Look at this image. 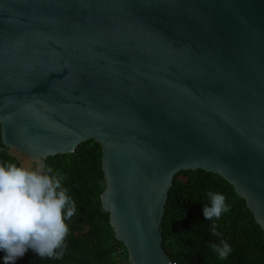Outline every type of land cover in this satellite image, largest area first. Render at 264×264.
Returning <instances> with one entry per match:
<instances>
[{
	"label": "water",
	"instance_id": "obj_1",
	"mask_svg": "<svg viewBox=\"0 0 264 264\" xmlns=\"http://www.w3.org/2000/svg\"><path fill=\"white\" fill-rule=\"evenodd\" d=\"M0 128L35 162L101 147L129 264H171L182 172L223 178L264 232V0H0Z\"/></svg>",
	"mask_w": 264,
	"mask_h": 264
},
{
	"label": "trees",
	"instance_id": "obj_2",
	"mask_svg": "<svg viewBox=\"0 0 264 264\" xmlns=\"http://www.w3.org/2000/svg\"><path fill=\"white\" fill-rule=\"evenodd\" d=\"M20 162L1 139L0 164ZM61 177L77 206V214L66 221L68 235L62 259L38 257L29 249L15 264H129L126 248L114 236L109 214L101 211L106 189L102 150L94 141L81 144L75 152L44 160ZM208 192L222 193L230 211L216 221L202 215L209 203ZM216 225L220 236L212 235ZM162 249L172 264H264V232L245 200L223 178L204 171L182 172L174 179L160 223ZM226 240L233 251L220 261L211 244ZM5 253L0 251V257ZM2 264V261H0Z\"/></svg>",
	"mask_w": 264,
	"mask_h": 264
},
{
	"label": "clouds",
	"instance_id": "obj_3",
	"mask_svg": "<svg viewBox=\"0 0 264 264\" xmlns=\"http://www.w3.org/2000/svg\"><path fill=\"white\" fill-rule=\"evenodd\" d=\"M206 195L209 203L202 207L206 220L218 221L230 211L224 194ZM104 202L108 203L107 197ZM111 207L114 210V204ZM76 214L75 200L62 186V177L43 160L32 170L15 163L0 164V251L5 253L0 257L2 264H15L29 249L41 258L62 259L69 231L66 221ZM211 231L220 236L215 224ZM211 248L220 261L227 260L233 251L224 239L219 244L212 243Z\"/></svg>",
	"mask_w": 264,
	"mask_h": 264
},
{
	"label": "rangeland",
	"instance_id": "obj_4",
	"mask_svg": "<svg viewBox=\"0 0 264 264\" xmlns=\"http://www.w3.org/2000/svg\"><path fill=\"white\" fill-rule=\"evenodd\" d=\"M11 154L17 158V160L20 162L21 167L27 168V169H35L39 162H35L31 160L28 156L21 155L18 151L14 149H10Z\"/></svg>",
	"mask_w": 264,
	"mask_h": 264
},
{
	"label": "built area",
	"instance_id": "obj_5",
	"mask_svg": "<svg viewBox=\"0 0 264 264\" xmlns=\"http://www.w3.org/2000/svg\"><path fill=\"white\" fill-rule=\"evenodd\" d=\"M172 264V263H171Z\"/></svg>",
	"mask_w": 264,
	"mask_h": 264
}]
</instances>
